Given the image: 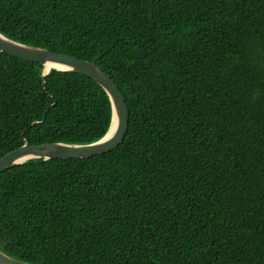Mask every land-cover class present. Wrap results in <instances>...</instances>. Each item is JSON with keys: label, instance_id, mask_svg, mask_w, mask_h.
Wrapping results in <instances>:
<instances>
[{"label": "trees", "instance_id": "16d2710c", "mask_svg": "<svg viewBox=\"0 0 264 264\" xmlns=\"http://www.w3.org/2000/svg\"><path fill=\"white\" fill-rule=\"evenodd\" d=\"M0 32L95 62L129 129L0 174V249L36 264H264V0H0ZM0 55V158L102 138L85 75Z\"/></svg>", "mask_w": 264, "mask_h": 264}, {"label": "water", "instance_id": "95a60500", "mask_svg": "<svg viewBox=\"0 0 264 264\" xmlns=\"http://www.w3.org/2000/svg\"><path fill=\"white\" fill-rule=\"evenodd\" d=\"M4 52L43 65L45 84V77L52 69L79 73L92 78L103 87L110 98L112 119L106 134L91 143L53 142L31 144L25 139L22 146L0 158V174L31 159L89 158L114 150L122 143L129 129V106L116 81L101 66L89 60L78 59L64 53L53 52L47 48L14 40L0 32V55ZM0 264L36 263L16 259L0 249Z\"/></svg>", "mask_w": 264, "mask_h": 264}]
</instances>
